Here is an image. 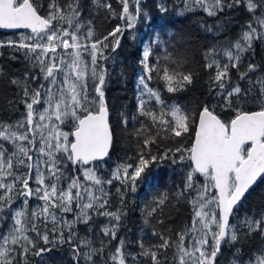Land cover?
Returning <instances> with one entry per match:
<instances>
[{
  "label": "snow or ice",
  "instance_id": "snow-or-ice-1",
  "mask_svg": "<svg viewBox=\"0 0 264 264\" xmlns=\"http://www.w3.org/2000/svg\"><path fill=\"white\" fill-rule=\"evenodd\" d=\"M131 2L134 11H130V0H120L119 19L124 23L99 37L92 21L83 20L80 0H66L64 4L49 0L46 15L40 14L42 6L36 0H0V29L30 30L19 42L9 40L7 45L25 50V58L31 62V69L11 81L20 90L23 118L12 123L0 121V264H29L30 255L43 256L66 243L72 245L76 264L81 256L87 264H96V258L104 255V242L94 247L91 240L77 236V226L88 224L93 215L108 217L110 225L101 232L110 238L109 243L117 239L125 213L122 208L110 210V193L104 185L120 180L122 187L116 191L123 204L125 193L136 190L137 181L146 178L148 168L165 159L191 162L185 181V189L191 190L189 223L174 233L175 238L154 231L159 243L146 248L141 241L137 255L126 252L121 239L115 251L107 254L111 264H128L129 257L133 261L147 257L150 264H218L222 245L235 246L240 227L245 229V236L258 233L264 238V211L258 218L247 216L240 227L230 223L249 190L258 179L264 180V77L251 79L258 66L249 63L247 71L240 73L241 79H249V87L229 83L230 69L239 70L243 55L252 50L254 41L264 40V0H183L181 14L200 8L208 16H217L244 6L251 16L234 43L206 50L204 67L213 70L209 81L219 89V101L201 106L194 114L179 106L167 107L159 92L148 84L156 73L165 81L167 91L175 92L193 83V73L178 70L183 62L173 57L159 34L144 43L137 110L158 130L152 135V129L141 122L134 131L137 137H144L138 162L118 165L112 179H104L98 175V162L109 156L113 130L105 98L108 72L103 61L109 59L105 54L109 49L116 52L124 32L134 29L142 15L140 0ZM97 7L116 16L111 4L97 2ZM159 8L162 13L168 11L163 3ZM153 45L157 51L164 46V55L157 56L155 64L149 62ZM221 54L226 63L218 59ZM161 60L175 67L161 65ZM145 93L162 106L158 112L147 106L142 98ZM217 107L233 115L222 119ZM123 123L127 127L126 118ZM161 132L173 139L187 135L191 143L178 142L175 148L152 154L151 147ZM197 174L204 183L195 182ZM32 198L41 203L29 209ZM166 199L159 198L148 215ZM17 200H22V207H13ZM9 221L4 230L3 225ZM38 241L52 247H40ZM169 250L171 262L166 255ZM232 264H264V247L247 254L246 259L237 248Z\"/></svg>",
  "mask_w": 264,
  "mask_h": 264
},
{
  "label": "trees",
  "instance_id": "trees-1",
  "mask_svg": "<svg viewBox=\"0 0 264 264\" xmlns=\"http://www.w3.org/2000/svg\"><path fill=\"white\" fill-rule=\"evenodd\" d=\"M41 5L40 14L46 15L48 12L49 0H36ZM66 0H60L64 4ZM84 5L82 18L84 21L91 20L92 26L97 36L102 37L112 31L117 25L124 22L119 19L122 12L120 0H80ZM99 4H111L115 11L114 17L106 8L97 7ZM163 3L168 11L161 12L159 5ZM183 0H140L142 15L137 21L134 29L126 30L121 38L120 47L115 53L110 49L105 53L109 59L103 61L108 72L105 98L109 109V122L113 130V144L109 156L102 162H98V175L104 179H112V173L118 165L133 164L138 162V149L142 146L143 136L137 137L134 131L141 127V122L147 124L152 135H156L157 127L147 118L139 115L137 110L138 97L142 86L138 87L139 76L143 73L141 64L143 45L148 43L159 34L160 38L166 41L169 52L178 62H183V66L178 69L183 72L193 73V83L186 85L175 92H168L165 81L153 73V79L148 81L149 87L159 92L167 107L179 106L188 113H196L205 104L215 105L219 101L216 93L219 91L209 81V75L214 74L213 70L204 67L205 52L212 46L227 48L234 43L241 35L247 22L251 19L246 7L226 10L217 16H208L203 9L197 8L195 11H184L181 14ZM135 4L130 0V11H134ZM146 13L147 15H143ZM211 28V31L208 29ZM29 35L26 30L5 32L0 30V121L15 122L21 120L24 114V105L21 103L20 90L11 81L19 79L23 74L31 69V62L25 58V50H17L7 45V41H20L21 35ZM111 40V38H110ZM163 47L157 51L153 45V55L149 62L156 63L157 56H163ZM222 63L227 59L222 54L218 57ZM161 65L169 63L161 60ZM256 64L257 70L250 74V78L255 80L264 77V40H255L251 51L245 53L239 70L230 69V84L239 85L242 88L249 87V79H241L240 73L246 72L248 64ZM169 67H175L169 63ZM227 86V85H226ZM148 103L147 106L155 111L162 107L154 99H149L147 94L142 97ZM249 107H255L249 105ZM167 110V108L165 109ZM222 119H229L233 113L229 110H221L217 107ZM127 119V127L123 123ZM170 118V117H169ZM65 130H68L65 128ZM178 142L188 145L191 143L189 136L181 138H171L164 132L157 137V143L152 145V154H159L167 148H175ZM179 154H177V157ZM190 161H180L176 159L158 160L153 163L146 172V178L137 181L135 191L125 193L124 202L121 204L117 188L122 187L120 180H113L111 185H104L105 191L109 192L110 210L115 211L122 208L125 215L120 221L117 239L103 236L101 229L110 225L108 217L93 215L88 224L77 226V236L86 237L91 240L93 246L100 247V242H104V255L96 258V264H111L108 260V253L114 252L123 239L125 250L132 255H137L141 249L139 243L142 241L145 247L159 243L157 236L153 232L165 236H173L181 231L189 223L192 208L188 203L191 190L185 189V181L191 170ZM131 172L132 169H129ZM202 176L195 177L197 184H202ZM34 186V185H33ZM183 192L184 195L179 194ZM194 194V193H193ZM167 197L165 203L156 212L148 215V212L156 207L159 198ZM41 201L32 198L29 200V209L36 207ZM14 208L22 207V200H17ZM261 211H264V180H258L245 198L235 209V216L230 218V223L240 227L241 221L247 216L258 218ZM69 219L72 217L69 216ZM162 221V223H161ZM3 225L7 230L9 224ZM42 230V229H41ZM245 229L240 227V239L235 246L222 245V254L218 257V264H232L233 255L236 249H241V255L247 258V254H252L255 250L264 247V238L258 233L248 237L244 235ZM33 238L35 233H30ZM40 247L45 246L42 241H38ZM87 251V249H82ZM171 262L172 251L166 253ZM29 264H76L73 259L72 245L63 244L52 248L43 256L30 255ZM79 264H87L83 256L79 258ZM128 264H150L147 257H139L137 261L128 258Z\"/></svg>",
  "mask_w": 264,
  "mask_h": 264
},
{
  "label": "water",
  "instance_id": "water-1",
  "mask_svg": "<svg viewBox=\"0 0 264 264\" xmlns=\"http://www.w3.org/2000/svg\"><path fill=\"white\" fill-rule=\"evenodd\" d=\"M42 15V14H41ZM1 31H5V32H13V31H20V30H24V29H20V30H13V29H0ZM26 31H29L30 32V30H26ZM110 150H111V148H110ZM106 158V157H105ZM259 180V179H258ZM254 187V186H253Z\"/></svg>",
  "mask_w": 264,
  "mask_h": 264
},
{
  "label": "rangeland",
  "instance_id": "rangeland-1",
  "mask_svg": "<svg viewBox=\"0 0 264 264\" xmlns=\"http://www.w3.org/2000/svg\"><path fill=\"white\" fill-rule=\"evenodd\" d=\"M141 91H142V88H141ZM141 91H140V94H141ZM202 183H204V178L202 179Z\"/></svg>",
  "mask_w": 264,
  "mask_h": 264
}]
</instances>
